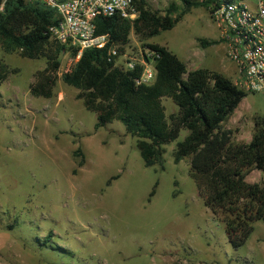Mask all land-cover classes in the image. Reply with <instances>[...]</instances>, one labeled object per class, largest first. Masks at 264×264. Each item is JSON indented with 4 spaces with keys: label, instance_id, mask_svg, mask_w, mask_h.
Segmentation results:
<instances>
[{
    "label": "rangeland",
    "instance_id": "rangeland-1",
    "mask_svg": "<svg viewBox=\"0 0 264 264\" xmlns=\"http://www.w3.org/2000/svg\"><path fill=\"white\" fill-rule=\"evenodd\" d=\"M146 2L162 15L171 5L174 17L184 10L182 0ZM180 18L151 39L133 32L116 65L157 43L189 71L209 69L234 80L235 65L207 8ZM0 60L7 66L0 82V264H264V222L233 248L221 218L205 206L190 159L175 163L187 130L163 147L162 163L147 167L140 138L117 120L97 129L98 113L66 81L80 61L74 50L60 53L50 97L46 58L0 48ZM164 105L167 116L178 113L171 99ZM263 125L264 95L248 94L223 129L234 144H248ZM247 181L263 184L264 174L253 169Z\"/></svg>",
    "mask_w": 264,
    "mask_h": 264
},
{
    "label": "trees",
    "instance_id": "trees-1",
    "mask_svg": "<svg viewBox=\"0 0 264 264\" xmlns=\"http://www.w3.org/2000/svg\"><path fill=\"white\" fill-rule=\"evenodd\" d=\"M182 1L184 10L179 17H174L178 11L175 5L162 15L146 0H136L138 16L134 20L98 17L97 33L108 35L110 42L104 50H86L66 81L81 88L86 106L98 113L97 129L117 120L140 138L138 147L147 167L162 163L163 147L187 130L189 134L176 145L175 163L190 159V174L205 206L221 218L229 243L238 249L254 232V224L264 222V183L247 181L253 169L264 174V125L248 144H234L232 132L223 129V123L248 94L223 74L203 68L189 71L184 61L157 43L145 45L156 54L157 74L151 84H137L143 76L142 66L126 70L116 65L133 32L144 40L159 36L174 29L192 8H208L212 0ZM58 22L55 10L30 0H7L0 13L1 49L48 60L51 89L44 93L47 97L57 82L60 53L66 49L52 40L51 27ZM114 47L119 56L110 53ZM6 68L0 60V82L6 80ZM166 98L178 107L177 114L167 116Z\"/></svg>",
    "mask_w": 264,
    "mask_h": 264
},
{
    "label": "built area",
    "instance_id": "built-area-1",
    "mask_svg": "<svg viewBox=\"0 0 264 264\" xmlns=\"http://www.w3.org/2000/svg\"><path fill=\"white\" fill-rule=\"evenodd\" d=\"M7 0L0 1V13ZM55 10L59 22L51 27L52 40L67 50H76L80 59L86 50H104L110 37L97 33L98 17L137 18L136 0H30ZM220 32L227 59L235 65L234 84L247 94L264 95V0H212L207 8ZM110 53L119 56L116 47ZM156 54L126 56L123 68H144L137 84H151L156 78Z\"/></svg>",
    "mask_w": 264,
    "mask_h": 264
},
{
    "label": "crops",
    "instance_id": "crops-1",
    "mask_svg": "<svg viewBox=\"0 0 264 264\" xmlns=\"http://www.w3.org/2000/svg\"><path fill=\"white\" fill-rule=\"evenodd\" d=\"M225 76V75H224Z\"/></svg>",
    "mask_w": 264,
    "mask_h": 264
}]
</instances>
